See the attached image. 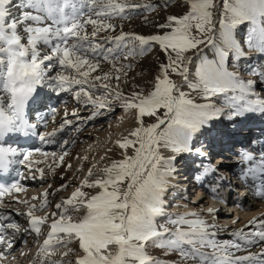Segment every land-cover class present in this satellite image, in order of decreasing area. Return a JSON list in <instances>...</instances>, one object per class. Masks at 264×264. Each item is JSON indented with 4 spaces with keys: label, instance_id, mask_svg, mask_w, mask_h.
Returning a JSON list of instances; mask_svg holds the SVG:
<instances>
[{
    "label": "snow or ice",
    "instance_id": "snow-or-ice-1",
    "mask_svg": "<svg viewBox=\"0 0 264 264\" xmlns=\"http://www.w3.org/2000/svg\"><path fill=\"white\" fill-rule=\"evenodd\" d=\"M11 6L13 0H0V172L19 164L28 175L18 173L19 180L0 184V206L5 194L27 206L25 213L16 210L17 216L27 217V226L21 228L11 213L0 211V264L14 250L17 233L38 241L43 237L30 264H162L150 254L152 248L175 254L169 264H264V214L234 229L231 239L220 240L216 223L205 218L214 221L217 209L171 213L166 200L177 157L204 155L193 147L195 140L212 136L224 118L235 122L264 115V69L250 68L254 79L247 80L238 70L249 53L264 55V0H164L163 8L183 10L152 21L156 31L149 34L126 32L116 21L131 20L134 12H155L161 5L151 0H16L17 15ZM143 20L149 23L147 15ZM152 53L155 74L142 87L129 73ZM44 89L70 93L90 109L89 115L66 111L51 131L31 132L26 109ZM117 107L134 121L114 142L120 158L110 159L113 149H107L100 161L109 162L93 164L54 211H47V190L32 197L40 200L38 205L12 195L25 191L20 181L35 179L33 166L39 161L31 159L34 152L58 156L60 162L67 153L20 152L7 144V137L38 134L42 144H53L73 123L69 115L88 121ZM238 156L239 178L259 182L257 195L264 198V152ZM35 171L43 177V169ZM215 171L204 166L196 179L203 181ZM67 187L62 184L56 191ZM212 192V199H218L217 190ZM256 245L259 251H251Z\"/></svg>",
    "mask_w": 264,
    "mask_h": 264
},
{
    "label": "bare ground",
    "instance_id": "bare-ground-1",
    "mask_svg": "<svg viewBox=\"0 0 264 264\" xmlns=\"http://www.w3.org/2000/svg\"><path fill=\"white\" fill-rule=\"evenodd\" d=\"M245 51L247 52V48H245ZM249 56L251 57L248 60H242L240 63H244L243 69L246 70V72H240V74H246L243 75L242 78L247 80V79H254V77L250 74L249 69L254 68L256 66L257 70L264 69V55L260 54H255V53H249ZM260 57V58H259ZM257 59V64L251 65L250 63ZM259 59H263L262 62H260ZM242 69V67H241ZM239 70V69H238ZM240 71V70H239ZM249 74V75H247ZM257 90L259 91L260 88L262 87L259 83L256 85ZM47 100L48 102L54 103H64L66 99V94L61 93L60 95H56L55 93H51L47 91V94H42L40 91L39 97H37V100L34 101L26 110V117L28 114V110L30 108H37L39 106L40 100ZM56 107V106H51ZM69 106L63 107L64 109H67ZM73 109L70 108L67 112H72ZM51 114V121L49 122L50 126H48V118L46 115L43 113L39 114V120L35 123L34 126L38 125L41 126L38 128V130L43 129L44 125L48 124V128L44 130L41 133H44L46 131H51L54 127H57L59 123L63 120L64 118V113L61 115L56 114V111H48ZM86 112V111H85ZM90 112V109L87 111ZM71 116V115H70ZM105 118H108V122L104 124L105 122H101V120L97 117L96 119L91 120V123L95 126L91 129V134L83 136L81 134L80 137H75L71 136L67 141L69 143L65 145L63 149L59 147L61 141L62 135L65 133V131L61 132L58 134L56 140V143L50 144L45 146V144H39L37 139V135L29 134L27 136L23 135L22 133L20 134H11L9 137H7V144L11 145L14 148H17L18 151L20 152H25L29 150H33L35 148H41L42 151L52 153V152H57L58 155L61 151L66 152L67 154L64 157L63 162H60L57 158H53L52 156H48L47 158L43 157L39 153H33V156L31 159L35 161H39L38 164H35L33 166V173L32 175L35 176V179L32 178H26L20 183L24 186L25 191L19 192V193H13L12 195L17 197L19 200H28L29 204H39L40 200H32V197H39L41 193H43L45 190L48 191L49 195L47 197L48 202H49V207L47 208L48 212L54 211L55 210V204L60 202H56V197L58 195H61L62 198L68 197L71 192L77 187L81 181L84 179L88 169L92 167L93 164H97V167H102L105 162L108 163V160H105L103 162L100 161L97 157L98 153L96 152L97 149L103 151L101 156H104L107 149L112 148L113 151L111 153H108V156L110 159H113L114 155L118 156L121 152V150L115 145V141L120 139L122 135H126L127 132L131 129V127L134 126V121L131 119L130 114H125L124 111L122 110L119 114H113L112 113H106ZM261 118H264V115H262ZM147 119V118H146ZM255 117L249 116L243 120H236L240 121L239 122H230L227 118H224L222 120L228 121V123H222L218 122L216 125V131L215 136L219 138L220 140L217 141V143H221L222 145H225L226 147H229V142L234 141L236 138L239 139L236 142L239 143V145L247 147L246 145V140L248 139V136L251 134H254L256 132H252L251 130H258L260 134H264V124H260L259 121L254 120ZM55 121V123H53ZM245 125V126H244ZM222 126H225L223 130H221ZM261 126V127H260ZM46 127V126H45ZM244 127L245 129H242ZM230 128V129H228ZM263 130H262V129ZM242 129V131H241ZM233 130L234 134H229L227 131ZM116 133H115V132ZM241 131L242 133L249 132L247 135L244 137H237L241 135L242 133H239ZM31 132L38 133L36 127H34ZM40 134V133H39ZM224 134H226L224 136ZM79 135V134H78ZM237 135V136H236ZM26 137L31 138L33 141L30 144H25V145H18V142H22L26 139ZM210 144L213 146L214 143L212 139L209 138ZM101 145H106L104 146L105 148L101 147ZM119 151H115L116 149ZM232 148V147H231ZM230 149H225L223 150L224 155L227 154V151L232 154L233 151ZM260 152H264V143L261 144V149ZM215 153V152H214ZM165 155H170V153L166 152ZM100 156V157H101ZM84 157H88L87 159H84ZM217 159L221 158L222 156H215ZM22 158V157H21ZM184 159H188V157H184ZM181 161V160H180ZM180 163V162H178ZM194 162H192L193 164ZM59 165V166H55ZM68 165H71L69 168ZM195 165V164H193ZM200 164H197L196 166L191 167V169L195 170L196 169L197 173L203 172L204 166H199ZM181 166V164L179 165ZM40 168L43 169L44 175L41 177V174L39 172L35 171V168ZM176 167V164H175ZM196 167V168H194ZM223 168L227 171H232L236 176L240 177V168L238 165H229V166H223ZM177 172L175 174V178L172 180V187L169 189V191L166 194V200H167V211L171 213H183L187 211H198L201 212L202 214L206 213V210L208 207V202L213 200V192L212 189H217L221 186L219 179L216 180V182H212L213 184L210 186V188L206 187L205 185H202L200 182H196V184L193 185V187L186 189V190H181L182 188H179V186L183 185L185 186L184 179L188 175H192V171L189 170V172L185 171L184 175L182 176L181 173L180 175H177L178 172H180L182 169L177 168ZM95 171V169H94ZM12 173L17 174L18 173H24L26 176L28 175V169L22 165L19 164H14L12 165ZM177 175V176H176ZM178 177H181L178 181ZM208 179H213V175H211ZM76 181V184L74 187L71 186V183ZM233 181L235 182V187L238 185V183L241 182L238 178H233ZM191 183H195V181H192ZM248 187H250L256 194L255 197L251 199H244L241 201L236 200V197L233 198L231 195L229 199L221 198V192L215 193V195L218 196V199H216V202H224V205H227L230 207L229 211H223V209H220L217 211L215 215V220L213 221L212 217H209L205 215V218L216 223L219 231L217 234V238L220 240H227L231 239L230 233L234 229H238L243 227L249 220H251L253 217H260L262 214H264V198H260L257 195V190L260 188L259 182H256L253 184L252 182H245ZM62 184H67L68 187L66 190L62 191H56ZM51 185V187H49ZM208 185V184H207ZM185 188V187H183ZM224 188V187H223ZM31 191V192H29ZM33 191V192H32ZM170 192V195L168 193ZM176 193V194H175ZM201 194H206L209 195L208 200H204L202 198H198L199 195ZM175 196V199H170L171 196ZM190 197V198H189ZM61 198V199H62ZM55 199V200H54ZM3 205L2 209L0 211L6 212V213H11L13 219L21 226V228L27 226V218L25 216H17L16 212H12L10 208L12 207L13 210H18L22 211L23 207L25 206L24 204H19V203H13L12 197L9 195H6L3 197ZM237 204L238 205V210H236L233 206ZM233 210V212H231ZM38 213H42V215H45V212L43 211H37ZM234 220H238L239 222L236 224H233ZM45 231H47V228H45ZM43 237L39 238V241L35 238L34 235H28V234H22V233H17V242L14 246V250L11 252V254L8 256V259L4 262V264H30V261H32L33 257L36 255L37 252V244L42 243ZM26 242V243H25ZM74 246V245H73ZM251 251L257 252L259 251V245L252 246ZM64 251V250H60ZM21 252L27 253V255L22 256ZM15 257V259H13ZM74 258V257H72ZM58 259V258H57ZM36 264H39V261L36 262Z\"/></svg>",
    "mask_w": 264,
    "mask_h": 264
},
{
    "label": "rangeland",
    "instance_id": "rangeland-1",
    "mask_svg": "<svg viewBox=\"0 0 264 264\" xmlns=\"http://www.w3.org/2000/svg\"><path fill=\"white\" fill-rule=\"evenodd\" d=\"M151 2L154 4L161 5V7L157 8V10L155 12H151V13H144L142 11L139 13L134 12L132 14L131 20H124V21L117 20L116 23L117 24L122 23L123 28L126 32H133L134 31L137 33L149 34V33L156 31L155 27L152 26V23H151L152 21L155 20V21L162 22L163 18L167 14H169L170 12L181 13L183 10L180 7H172V6H169L168 9L163 8L162 5L164 4V0H151ZM15 3H16V0H13V6L10 7V11L12 12L13 15H17L20 12L19 8L14 7ZM145 15L148 16V20H149L148 24L144 23L143 17ZM243 34L244 33L242 31L241 36H243ZM262 61H263V59H262ZM251 64H253L255 66L256 62L253 61V63H251ZM243 66H244V63H242V64L240 63L239 70H240V72L245 73L246 70L243 69ZM241 67H242V69H241ZM254 68L256 69V66ZM155 70H156L155 53H152L151 55H146L144 58H142L139 61V63L136 65V67H134V69L129 73V76H130V78L135 77V83L140 84L142 87H148L149 86L148 82L151 80L152 76L155 74ZM138 73H141V74L137 75ZM240 75L243 76L246 74H240ZM247 75H249V74H247ZM130 88H131V82L129 83V85L124 90L128 91V90H130ZM47 91H48L47 89H44V90H41V93L47 94ZM65 94H66V99L64 100L65 101L64 103H61V102L57 103L56 102L53 104L52 102H48L45 99L40 100L37 111L39 113H43L44 115H46V113H49L48 111L51 112V111L55 110L56 114L61 115L63 113L65 114L66 111H68L70 108H72V109H77L79 111V115L81 117H87L89 115L90 112H87L89 109H84L80 105H78L76 100L72 97V95L70 93H65ZM52 105L56 106V107L51 108ZM65 106H69V107L67 109H64L63 107H65ZM33 108H35V107H33ZM121 111H122V109L117 107L116 110L113 112V114H115V115L119 114ZM68 113H71V112H68ZM32 115H36V113H34V111H30V116L28 115V118L29 117L31 118ZM46 116L48 117L46 119V121L50 117V120L47 121L49 124V122L51 121V114H47ZM105 117L106 116L102 115V116H99L98 118L101 120V122L103 121V122H105L104 124H106L108 122V118H105ZM68 119L72 120L73 123L65 128V130H64L65 133L62 135L61 141L68 140L69 138H71V136H75V135H76L75 137H80L81 134L83 136L90 135L91 129L93 128V126H95L91 123V120L78 121L75 117L70 116V115L68 116ZM220 122L227 123V121H224V120H221ZM236 122H239L242 125V122H240V121H236ZM48 124L44 125L43 129H40L41 132H43L44 130H46L48 128V126H50V124L49 125ZM39 127H41V126L36 127L38 134L39 133L42 134L40 132V130H38ZM77 127H79V129H80L79 131H76ZM228 129H230V128H228ZM242 129H245V128L242 127ZM242 129H241V131H242ZM230 131H232V130H230ZM241 131H239V133H242ZM227 133H228V131H227ZM229 133H232V132H229ZM38 134H37V139H39ZM225 135L226 134H224V136ZM218 140H220V139L218 138ZM38 143L41 144V141L38 140ZM47 145H50V144H45V146H47ZM104 146H106V145H101V147L105 148ZM101 150H103V149H101ZM101 150H99V148H98L96 151L98 153L97 155H99L97 157L98 159H100V156L103 152ZM114 150L119 151L118 148H117V150L116 149H114ZM118 158H120V154L118 156L114 155V157H113V159H118ZM105 164H106V162H105ZM75 184H76V181H74V183L72 182L71 186L74 187ZM169 195H170V192L168 193L167 196H169ZM61 198H62V196L58 195L55 198L56 202L60 201ZM60 250H64V249H60ZM149 252L151 255H153L157 258H160L162 261V264H169V262L171 260H174L176 258L175 254H172L170 256H165L163 254L162 250H160V249L152 248V249H149ZM55 258H59V255L57 254V256ZM71 259H74V258L71 257Z\"/></svg>",
    "mask_w": 264,
    "mask_h": 264
}]
</instances>
